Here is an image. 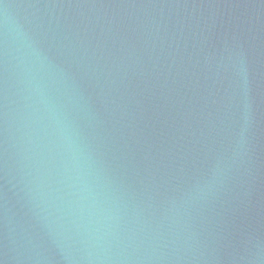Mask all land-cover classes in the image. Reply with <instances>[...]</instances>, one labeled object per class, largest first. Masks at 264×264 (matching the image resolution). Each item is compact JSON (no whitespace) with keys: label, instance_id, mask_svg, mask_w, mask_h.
I'll return each mask as SVG.
<instances>
[{"label":"water","instance_id":"1","mask_svg":"<svg viewBox=\"0 0 264 264\" xmlns=\"http://www.w3.org/2000/svg\"><path fill=\"white\" fill-rule=\"evenodd\" d=\"M0 264H264V0H0Z\"/></svg>","mask_w":264,"mask_h":264}]
</instances>
